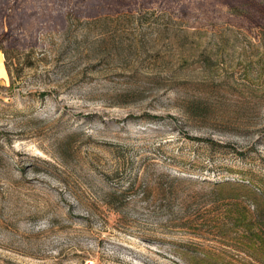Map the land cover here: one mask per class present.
Returning a JSON list of instances; mask_svg holds the SVG:
<instances>
[{
    "label": "rangeland",
    "instance_id": "374dc122",
    "mask_svg": "<svg viewBox=\"0 0 264 264\" xmlns=\"http://www.w3.org/2000/svg\"><path fill=\"white\" fill-rule=\"evenodd\" d=\"M246 172L264 0H0V264H255L213 228Z\"/></svg>",
    "mask_w": 264,
    "mask_h": 264
},
{
    "label": "trees",
    "instance_id": "16d2710c",
    "mask_svg": "<svg viewBox=\"0 0 264 264\" xmlns=\"http://www.w3.org/2000/svg\"><path fill=\"white\" fill-rule=\"evenodd\" d=\"M119 16L124 17L126 21L135 18L132 14ZM139 17L142 19L144 16ZM99 21L96 22L100 23ZM117 25H121L119 21ZM226 188H228L227 191L224 190ZM215 192L218 196L217 200L230 202L221 219L214 221L213 228L217 234L223 240L233 244L239 253L245 254L253 263L264 264V177L246 172L238 181L218 183ZM210 257L216 260L206 263V259ZM201 263L241 264L234 257L215 253L214 255L206 254L205 259H201L200 262L197 259L190 261V264Z\"/></svg>",
    "mask_w": 264,
    "mask_h": 264
}]
</instances>
